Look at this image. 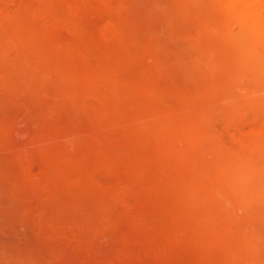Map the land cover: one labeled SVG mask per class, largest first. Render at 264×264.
I'll return each instance as SVG.
<instances>
[{
    "label": "rangeland",
    "instance_id": "1",
    "mask_svg": "<svg viewBox=\"0 0 264 264\" xmlns=\"http://www.w3.org/2000/svg\"><path fill=\"white\" fill-rule=\"evenodd\" d=\"M75 1L61 0L52 21L32 0L0 15L10 66L20 54L29 62L22 72L15 61L14 72L4 59L0 88L48 104L22 137L0 144V197L7 184L32 204L61 192L85 208L22 213V228L61 234L52 243L79 253L95 228H109L126 244L124 264H264V78L243 58L239 24L217 0ZM198 109H215L208 117L230 147L219 190L184 191L182 170L162 148L169 121L187 123ZM22 146L37 163L4 160Z\"/></svg>",
    "mask_w": 264,
    "mask_h": 264
},
{
    "label": "bare ground",
    "instance_id": "2",
    "mask_svg": "<svg viewBox=\"0 0 264 264\" xmlns=\"http://www.w3.org/2000/svg\"><path fill=\"white\" fill-rule=\"evenodd\" d=\"M9 1L12 2L14 0ZM32 1V4L37 10V13H40L46 19L50 17H53V19L54 17L61 18V0ZM217 2L219 3V7L221 8V10L223 9L225 11L227 17L230 18V20L236 21L240 26V30L238 29L240 37L238 41V47L242 52L243 58L246 60V62L250 63L251 66H253V69L255 70L259 78H264V0H217ZM9 3H7L6 0H0V15L7 14ZM79 13H82V11ZM84 13H82L83 16H85ZM78 16L80 17L81 15L79 14L77 15V17ZM2 24L3 23H1L0 25ZM1 40L2 39H0V41ZM4 43L6 44V42H2V45L0 43V52L3 53V59L0 58V63L5 59L7 64L9 65V68H12V65L15 63V61L18 60V64H15L22 68V72L25 71L26 68H28L26 66H28L29 62L25 61L26 59H24L23 57L21 58V54L18 55L17 60L11 63L10 66V63L8 62L9 59L7 58L6 54V49L8 48L6 45V47L3 46ZM13 47L14 46H12V48ZM260 47L261 50L259 49ZM28 51L29 54L27 55H29L28 58H30L32 49L28 48ZM32 58L35 59L33 56ZM180 67L183 66L181 65ZM15 68L17 69L18 67ZM27 74L21 77L18 76L16 78L28 79ZM29 81L30 80H28L27 82ZM34 98L35 97H33V95L28 92L15 93L10 89L0 88V144L3 142L5 143L4 140L8 139V137H19L18 135L20 134V136L22 137L28 123L32 124L33 122H36L37 124V119H42L41 117L45 115V111L47 110H45L44 108L48 106V104L45 105L44 103H40ZM190 108L191 107H189V109ZM73 110H75V108ZM212 111L213 110L209 109L206 115L202 110L198 109V111H195L193 113L194 115L192 116V118H189L188 121L186 120L187 123H184L182 125H176V123H174V121L171 119L169 121V123L171 124L168 126L169 129L159 133L161 140L163 139V142L161 143L162 148L168 151V155L171 158L174 157L173 161L176 162V167L182 170L180 179L184 182V191H190L195 186L200 184L208 186H211V183L215 184V190H219L221 186L224 187V158L226 155H230L231 152L230 147H227L225 145L226 140L224 136L219 134V136L216 137L217 132L220 129L218 130V124L214 122V118L212 119V117H208L209 114L212 113ZM204 114L206 116V119L204 123L201 124V120L202 118H204ZM217 116L218 118H220L219 115ZM259 128L261 133L264 134V123H261V126ZM207 140L210 141L209 145L215 157V168L213 174L212 172L210 173L209 170V168L212 167L213 164H211L212 162H210V159H208V156L210 155V147L206 149ZM197 142H200L198 143L199 146L195 147V143ZM28 151L29 150H27L24 146L19 147L13 152V154L5 155L4 160L7 162H22L23 160H29L30 162H28V164H34V162L36 161H34V157H32L33 159L29 157L30 151ZM42 164L44 169L48 171V168L50 167L49 161L42 159ZM196 169L198 173L195 172ZM219 169L221 170L219 171ZM3 172L5 173L4 176L7 177V173L9 172H5L4 170ZM26 172L28 173V175L30 174V171ZM29 176L32 175L30 174ZM217 192H213L212 190L211 196L212 194H216ZM2 193L3 194L0 197V209L5 211L7 219L5 221L1 220L3 218L0 219V264H79V259L83 260V264H124L123 262L125 261L124 258L126 257L125 253L127 249L125 247L126 244L124 245L123 243V245H120L115 237L116 232L114 230H109V228H103L102 225L101 228H95V232L94 234H92L94 235L92 241L85 247L86 251L80 253L77 252V250H69L65 245L61 246L60 244H57L55 246L53 243H56L57 239H61V234L56 233L45 237L42 234L36 235L32 231L24 230L22 228L24 227V222H26L23 217L19 216L22 213L28 214L31 211H56L57 213L61 214V212L69 211L71 209L83 212V209H85L83 206L84 204H70V199L67 198L63 200L61 198V192H55L54 199L52 201H48L43 205L32 204L27 199H23L24 197L20 198V196L14 193V191H12V189H10L9 185L7 184L3 185ZM47 200L49 199L47 198ZM112 203H115V201ZM116 207L117 209H119V206ZM54 221H57L56 223H59L58 220ZM89 223L87 222L86 224L89 225ZM104 227H106V225ZM129 239L134 238L130 236V238L128 237L127 240ZM135 239H137V237H135ZM49 241H51V243L53 242V245L51 244L50 246ZM79 242L82 243L85 242V240H79ZM163 247H165V245Z\"/></svg>",
    "mask_w": 264,
    "mask_h": 264
}]
</instances>
